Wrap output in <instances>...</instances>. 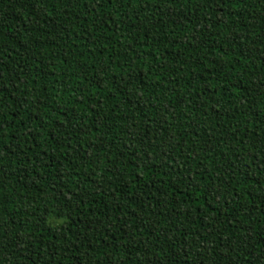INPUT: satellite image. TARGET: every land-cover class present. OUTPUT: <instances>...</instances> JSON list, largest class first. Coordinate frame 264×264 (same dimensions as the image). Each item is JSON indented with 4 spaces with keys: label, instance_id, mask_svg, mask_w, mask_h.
<instances>
[{
    "label": "trees",
    "instance_id": "16d2710c",
    "mask_svg": "<svg viewBox=\"0 0 264 264\" xmlns=\"http://www.w3.org/2000/svg\"><path fill=\"white\" fill-rule=\"evenodd\" d=\"M0 264H264V0H0Z\"/></svg>",
    "mask_w": 264,
    "mask_h": 264
},
{
    "label": "rangeland",
    "instance_id": "374dc122",
    "mask_svg": "<svg viewBox=\"0 0 264 264\" xmlns=\"http://www.w3.org/2000/svg\"><path fill=\"white\" fill-rule=\"evenodd\" d=\"M55 224V223H54Z\"/></svg>",
    "mask_w": 264,
    "mask_h": 264
}]
</instances>
